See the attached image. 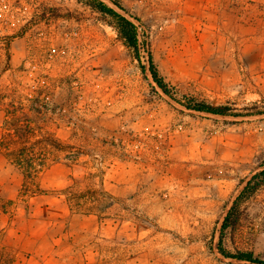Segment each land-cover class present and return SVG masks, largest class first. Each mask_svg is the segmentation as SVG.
<instances>
[{"label":"rangeland","instance_id":"374dc122","mask_svg":"<svg viewBox=\"0 0 264 264\" xmlns=\"http://www.w3.org/2000/svg\"><path fill=\"white\" fill-rule=\"evenodd\" d=\"M99 1L136 26L138 51L90 0H0V142L14 149L0 155V264H46L54 237L63 252L103 238L90 264H253L220 246L264 264V185L221 244L264 171V0ZM24 146L43 160L31 176L12 164ZM79 254L60 262L88 264Z\"/></svg>","mask_w":264,"mask_h":264},{"label":"trees","instance_id":"16d2710c","mask_svg":"<svg viewBox=\"0 0 264 264\" xmlns=\"http://www.w3.org/2000/svg\"><path fill=\"white\" fill-rule=\"evenodd\" d=\"M90 6L93 10L100 11L101 13H104L108 16H110L112 19L116 20V24L118 26V32L120 37L123 39L127 47L134 51H138V33L136 26L128 20L126 17L122 16L118 12H116L114 9L108 7L105 3L99 1V0H90ZM150 72L153 77L154 82L165 92V94L169 95L170 91L168 90L167 85L165 84L164 80L160 77L159 72L157 71L156 67L151 61L150 64ZM185 107L188 110L198 112V113H209L213 115H227L228 109L224 107H213L211 105H208L204 102H198L195 99L190 100V104L185 105ZM258 115L264 114V113H257ZM5 120H7V117H5ZM17 130L10 129L8 132H15ZM50 146L57 149L58 151L67 152L68 154H74V151L72 150V147L69 145H63L56 139L52 138L50 140ZM27 146L22 147V149L19 152V156L15 157L12 164H15V167H17L20 171L23 172L25 176H31L32 173H37L38 168H42L43 163L40 161V163H35L33 161V158L29 157L28 154H31L33 156L34 154V147H30L31 150L29 151L25 148ZM41 150V149H40ZM28 152V153H27ZM3 153L10 157L14 156V149L11 146V144H5L4 141L0 142V155ZM43 154V153H42ZM15 162V163H14ZM264 185V171L258 173L255 175L252 180L248 183L246 188L244 189L241 196L237 199V201L232 206L231 210L229 211L227 217L225 218L224 224H223V232L221 237V244L223 242V234L224 231L227 230V228L233 224L234 226L238 225L240 222V215H238L239 211V205L241 200L248 194H252L257 189H259L261 186ZM220 253L226 257L231 259H236L239 261H246L253 264H262L260 261L255 260L251 254L247 253H240L238 255H230L227 254L220 246Z\"/></svg>","mask_w":264,"mask_h":264},{"label":"crops","instance_id":"0c3cea01","mask_svg":"<svg viewBox=\"0 0 264 264\" xmlns=\"http://www.w3.org/2000/svg\"><path fill=\"white\" fill-rule=\"evenodd\" d=\"M70 209H71V207H70ZM68 217L69 216H67V217H65V216L61 217L59 219L60 221H58L59 224H63L64 222L66 223V222H69V221L73 220V219H70ZM82 222H83V229H82L83 232L84 231L87 232L86 230H88L89 227H91V230H92V228L94 230V226L97 227L96 232H98L97 230H99L100 224H99L98 220L97 221L95 220V218H91V217L82 218ZM53 241H54V243H52V245L49 246L50 249H46L47 250V253L46 254L43 252L44 250H42V252L40 251L41 253L39 254V257L41 256V257L44 258V261H43L44 263L48 264L50 262V259H54L55 260V264H57L56 261H58V260H59L58 261L59 264H65L64 262H60L61 259H64L63 256H65V255H67L68 253L71 252L72 255H73L72 258H75L77 255H80L79 254L80 251H83V254L81 255L82 258H84L88 262V264H90L91 263L90 262L91 256H95L96 257V251L100 247V244L99 243H102L104 241V239L103 238H99V239L95 240L96 241V244L90 245V246H87V247L84 244H83L82 247H78L76 245V243L71 240L72 244H74L77 247L76 248L73 247V250L72 251H65V252H63V251L60 250L61 244H64L65 243V241L63 240L62 237H57L56 239L54 237L53 238ZM69 241H66V243H68ZM91 242H93V241H91ZM27 244L32 249L38 248V245L37 244H34L32 242H28ZM38 250H41V249H38ZM30 251H32V250H30ZM33 251H37V249L36 250H33ZM30 256L34 257L33 254H31Z\"/></svg>","mask_w":264,"mask_h":264}]
</instances>
